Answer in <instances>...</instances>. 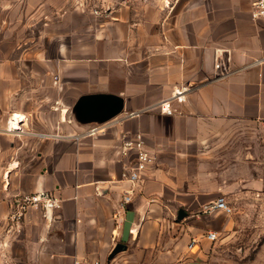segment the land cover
Returning <instances> with one entry per match:
<instances>
[{"label": "crops", "instance_id": "0c3cea01", "mask_svg": "<svg viewBox=\"0 0 264 264\" xmlns=\"http://www.w3.org/2000/svg\"><path fill=\"white\" fill-rule=\"evenodd\" d=\"M22 1L0 16V264H264V18L251 1L94 0L104 14L80 29L76 0H38L44 25L58 26L43 46L13 27L30 15ZM183 86L172 115L156 108ZM96 95L123 110L100 123L80 115ZM14 115L20 133L6 131ZM137 135L157 163L124 205L121 145ZM42 191L61 207L30 209L12 233L18 197ZM220 197L233 212L204 214ZM240 242L257 244L252 258L212 246ZM117 244L126 250L110 262Z\"/></svg>", "mask_w": 264, "mask_h": 264}, {"label": "built area", "instance_id": "2783aa9c", "mask_svg": "<svg viewBox=\"0 0 264 264\" xmlns=\"http://www.w3.org/2000/svg\"><path fill=\"white\" fill-rule=\"evenodd\" d=\"M208 1V0H204ZM253 8V17L255 19L264 18V0H250ZM95 15H103V10L94 9ZM189 88L186 86L177 88L172 93L170 99L160 102L156 108L162 113L172 115L174 113V102H185ZM12 120H16L17 126H10L6 128L8 133H20L22 131L23 119L14 115ZM98 128L92 130V133H96ZM121 155L128 159L130 162L126 165L123 172V178L129 182L132 188L129 191L124 192L123 204H129L133 200V195L137 185L141 182L144 174L157 163V157L147 149L146 143L141 135H137L133 138L125 137L121 145ZM61 207V199L50 191H42L31 195L19 196L17 199L16 209L9 216V220L12 224V233H19L22 230V224L27 212L32 208H41L46 212L48 210H56ZM224 211L226 213H232L233 208L225 197L218 198L215 202L207 204L203 207V213L206 215L213 214L217 211ZM219 238L216 232H209L207 239L210 241H217ZM197 242L192 241L190 247H193ZM74 264H102L100 262L85 263L80 260H75Z\"/></svg>", "mask_w": 264, "mask_h": 264}, {"label": "rangeland", "instance_id": "374dc122", "mask_svg": "<svg viewBox=\"0 0 264 264\" xmlns=\"http://www.w3.org/2000/svg\"><path fill=\"white\" fill-rule=\"evenodd\" d=\"M16 1L21 3V5H17V3L15 5L16 11L17 10L19 11L23 7L22 5L23 1L22 0H19V1L16 0ZM93 1L94 0H76L75 2L74 10H76L77 15H76V20L74 23H76V26L78 25L80 29H86L87 25L93 23V18H92L93 15L91 12H93V10L96 9L94 7ZM7 2L8 0H0V3H4V4H0V16H4V14L7 12V5H8ZM43 4L44 2L38 4V0H33L30 6V15L22 19L23 16H22V13H20L17 19L14 20V26H13L14 28H17V29H20V28L22 29L24 27L25 31L19 33V36H24L25 37L24 39H30L31 41H33L34 45L41 43V46H43V39H42V36L44 35L43 30L49 29L54 32V29L58 28L56 24L57 22L54 21V18L51 20V24H52L51 27H46L44 25L45 18L43 17V13L41 12V8ZM7 24L8 22L5 19L4 22L0 23V29L5 30L7 28ZM68 28H69L68 25L64 27V29H68ZM3 35L6 36V34H3ZM49 48L50 46H48L47 50H49ZM50 51L53 52V49H50ZM244 135H247V134H244ZM258 148L259 149H256V153L259 156L264 157L262 156L264 155V149L260 148V146ZM258 173H260L261 175H264V167L261 166L259 168ZM197 215H203V214L199 213ZM244 216L250 219L251 221L257 223L258 221L262 220L263 215L262 214H245ZM212 246H213V250L216 249L215 250L216 252L223 253L226 255V257H231V258H236L238 255H241L242 253H246L248 258H252L258 247L257 244H253V243L246 244L242 242L237 243V244L231 243V244H223V245L213 243ZM240 249H243V250L239 251ZM159 264H171V263L159 262Z\"/></svg>", "mask_w": 264, "mask_h": 264}, {"label": "water", "instance_id": "95a60500", "mask_svg": "<svg viewBox=\"0 0 264 264\" xmlns=\"http://www.w3.org/2000/svg\"><path fill=\"white\" fill-rule=\"evenodd\" d=\"M124 108V102L122 99L116 96L110 95H96L88 96L80 101L76 111L83 116L87 115L89 118L97 120L98 122L107 121L114 116L118 115ZM186 213L184 210L180 211L178 221H181ZM126 250V246L123 244H117L109 255V261L111 262L118 254Z\"/></svg>", "mask_w": 264, "mask_h": 264}, {"label": "bare ground", "instance_id": "6f19581e", "mask_svg": "<svg viewBox=\"0 0 264 264\" xmlns=\"http://www.w3.org/2000/svg\"><path fill=\"white\" fill-rule=\"evenodd\" d=\"M13 125V124H12Z\"/></svg>", "mask_w": 264, "mask_h": 264}]
</instances>
